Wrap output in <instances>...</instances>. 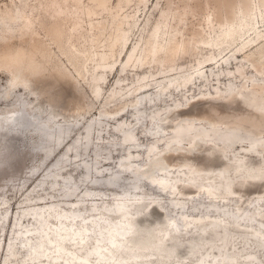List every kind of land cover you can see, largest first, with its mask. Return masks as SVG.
<instances>
[{
	"label": "rangeland",
	"instance_id": "1",
	"mask_svg": "<svg viewBox=\"0 0 264 264\" xmlns=\"http://www.w3.org/2000/svg\"><path fill=\"white\" fill-rule=\"evenodd\" d=\"M12 1L0 0V14L6 6L16 9ZM14 1L19 3V0ZM84 1L88 2V0ZM226 1L111 0L113 10L110 13L100 9L101 14L92 17L95 23L104 22L102 25H107L99 35L93 36L92 31L75 30L72 36V42L78 50L89 49L90 53L103 52L106 49L103 46L108 44L107 40L111 32H114L110 24L115 13L123 8L124 13L131 16L133 27L129 33L128 49L121 53L120 47H115V56L109 59L116 63L115 67L105 73V82L100 81V97L97 99L93 95V76L100 70L95 67V63L88 62L87 72L79 75L75 71L58 44L47 35L51 23L50 14L52 12L50 10L42 9L41 20L45 23V28L37 21L39 19L37 13L29 14L34 23L28 27H24L23 23L16 18L17 13L13 14L15 20L6 18V21H3L0 15V58L6 54L25 52L39 64L36 70H30L28 73L31 88L29 91L19 87L10 89L13 78L9 71L13 70V67H0V155L10 151H15L19 155V159L17 158L19 162L9 157L8 170L0 174V186L4 185L0 194L8 201L5 207H0V218H2L0 221L2 230L0 232V264L5 257L4 248L15 234V230L21 232V234H15L17 239L12 242L19 252L18 259L23 260L21 264H34L26 255V247L28 248L30 244L36 245L39 241L38 237L45 233L44 229L47 227L43 229L36 222L37 218H41L39 213L42 211L39 206L35 208L31 204L44 203L46 205V203L57 202L59 210L73 206L81 218L91 219L105 208L114 209L115 206L112 203L115 199L124 197L127 192H129L128 198L136 203L129 209V217L138 220L137 229L140 231H136L137 235L143 238L145 236L143 230L147 228L151 229L154 234L150 249H144L143 244L133 245L135 253L145 256L140 260V264H251L248 262L251 259V254L255 256L252 259H256L258 264H264L263 242L250 234L253 229L241 226V230L237 231L229 221L222 220L233 213L238 216L244 212L252 214L250 209L255 204L264 203V161L258 157L245 155L243 146H248L250 140L242 139L227 152H224L218 145L204 144L200 140L196 141L195 149L188 147L189 143L186 140L183 149L163 150L164 142L161 141L159 143L161 150L158 154L160 166L189 164L186 166L187 168H181V170L185 169L187 174L184 171L179 172L178 167L173 168L169 174L175 177L173 180L176 184L175 192L177 191V193L175 194H162L145 180L140 182L139 189L133 191L131 189L132 176L125 172L120 175L115 184L107 185L109 178L107 173L116 172V162L126 151L120 145V135L123 133L115 130L114 126L115 123L120 125L119 121L114 118L110 119L111 116L101 115V113L119 112L125 105H127V112L120 111L116 116L120 121L131 123L135 119V115L128 112V109L135 107H142L135 112L140 117L144 116L139 124L134 122L131 125L138 137V149L140 150V154L136 153L135 157L131 158L136 166L145 163L147 159L145 151L149 145L155 143L154 136L158 138L163 135L168 138L172 136L173 120H177V118L189 119L197 123H208L207 125L216 123L220 125L223 132L227 128L239 127L242 129L238 131L239 134L241 136L249 134V139L264 136V75H259L253 67L264 64V57L258 61L255 60L260 54L259 45L252 44L246 50L247 53H241L238 49L242 45L240 41L226 51L223 58L217 57L219 60L217 65L200 69L205 78H197L200 75L197 72L200 68L198 62L214 56L211 50L215 49V47L196 43L204 38V30L209 31L208 26L204 27V19L209 15L211 18L212 16L215 19L218 16L220 18L225 12L224 2L226 4ZM232 1L238 3L240 0ZM242 1L247 2V0ZM250 1L258 4L262 0ZM233 11H237V9H233ZM168 12H170L169 18L172 22L166 29L169 32L168 38L175 37L177 42L184 43L189 47L196 43L197 48L178 54L174 63L164 61L166 54L162 52L154 59H149L150 64H145L141 68L125 67V63L122 62L127 60L128 50L135 44H139V49L144 48L149 31L161 16ZM179 16H182V21H179ZM84 21V26L89 29V18L85 17ZM76 22L78 20L73 19L68 24L74 27ZM257 30L264 31V25L261 24ZM92 39L95 41L92 42ZM138 51L140 52V50ZM215 53L218 52L215 50ZM247 56H249L248 59ZM243 63H246L247 78L245 79L244 76L238 77L237 66ZM192 75H194V84L189 83L186 88L178 86L177 82H182L183 77ZM143 76L149 77L151 85L147 90L150 91L148 94L138 95L140 92L135 93L133 90L143 83L142 80H139ZM229 77L232 79L228 80ZM163 86L168 87L167 95L162 94L164 91L161 87ZM117 87L123 89L117 90ZM181 89L183 90L181 91ZM129 90L131 93L127 95ZM4 91L8 94L7 96H4ZM169 91L171 92L169 93ZM116 95L118 96L116 97ZM158 97H162V99L154 103L153 106L146 102L141 103ZM107 101L110 103L106 104ZM175 103L178 107H171V104ZM24 104L29 107L27 112L22 110ZM169 109H171L170 114L167 115L169 120H161V126L152 130L153 125H149L148 122L151 114L156 116L157 113ZM15 112L28 117L30 128L9 131L14 123ZM88 121H93L89 139L83 135V127ZM41 124H45L54 135L58 128L63 130L70 128L71 135L65 143L74 138L78 139V148L69 150L64 160L56 167H53L52 164L64 154V148L59 146L54 149L55 142L45 140V137L36 131V127ZM157 131L158 134L153 135ZM88 140L89 143H87ZM214 143L218 142L214 141ZM50 147L53 148V152L47 154V149ZM163 156L168 162L164 161ZM84 166H88L90 169L86 176L84 175ZM143 168H141L143 175H158L160 173L152 164ZM24 169H36L37 174L33 178L25 179L21 174ZM98 169L102 171L99 177L96 174ZM220 170L226 175V182L216 175ZM19 173L20 177H18ZM193 173L198 179L195 181V186L187 188L185 182L180 180V176L189 179ZM42 174L46 175L45 182L36 186L35 181ZM55 182L58 184L53 186ZM196 185L208 186L212 191L211 195L207 197L205 195L207 190H198ZM225 185H230L233 193L228 198L222 199L221 191L225 190ZM28 190H32L30 198L23 203ZM67 191L71 193L69 196L66 195ZM87 191L90 196L84 198L83 192ZM40 197L43 198L40 199ZM73 200L78 202L71 204ZM153 201L161 206L157 208L154 203L149 204L147 212L150 214L146 216L144 214L146 206ZM173 201L179 204L176 207L170 206ZM94 205L97 206V210H93ZM20 207H27V209ZM6 208H8V213H5ZM183 213L187 215V220L206 215L197 224L201 226L215 221L222 222L227 226L229 233L226 234L219 228L210 227L204 234V238L198 239L196 235L201 230L194 226L188 228L182 226L179 219ZM3 214L7 215L4 217ZM16 214L17 220H15ZM97 218L100 219L102 225L113 229L119 228L121 224L118 215L113 213ZM171 218L176 219L179 223V232L173 235L172 241L166 242L170 231L166 232L165 225ZM258 218L261 221L254 222V225L262 226L264 218ZM49 220L53 221L54 218L51 217ZM16 223L18 224L15 225ZM50 225L54 229V225ZM82 227L83 225L78 224L74 229ZM24 231L25 234H23ZM210 231L215 235H211ZM98 233L99 228L89 226L88 238L85 241L86 247L81 251L78 250L80 254L87 253L94 247V244L97 243ZM53 234L51 232V236ZM27 236L32 239L27 240L28 245L25 246L22 240H26ZM173 241H177L180 245V250L177 253L171 250ZM73 243L67 241L70 252L77 250V245ZM191 243L195 247V253L187 254L184 249ZM49 246L51 245L49 244ZM51 251L48 249L46 253L52 258L54 254ZM167 253L169 257L164 256ZM223 255L229 256L224 260L225 263L220 262ZM126 257L127 254H123L122 258L126 260ZM11 259L13 258L11 257ZM90 259L95 262L92 255H90ZM127 261H125L126 264H131V261L129 263ZM203 261H207V263Z\"/></svg>",
	"mask_w": 264,
	"mask_h": 264
},
{
	"label": "bare ground",
	"instance_id": "2",
	"mask_svg": "<svg viewBox=\"0 0 264 264\" xmlns=\"http://www.w3.org/2000/svg\"><path fill=\"white\" fill-rule=\"evenodd\" d=\"M110 1L111 0H88V2L84 0H19V3H17L16 1L13 0L12 4L14 5V7H16V9L6 6L5 10H1L2 14L0 15L3 21H6V18L10 20H15V16L13 14L17 13L18 16L16 18H18L23 23L24 27H28V26H32L34 23L29 17V14L32 13V15H35V13H37L39 15V19H37V21H39L41 26L44 27L45 23L41 20L42 9L50 10L52 12L50 14L51 23L48 28L47 35L51 38L52 41L58 44V47L65 55L67 61L74 67L75 71L79 75L87 72L88 62L95 63V67L98 70H100L98 74H94L93 76V82H94L93 95L94 98L97 99L100 97V90H101L99 85L100 81H102V83L105 82L106 80L105 73L108 70H113V68L115 67L116 63L109 60L110 58L115 56L116 53L115 47L119 46L121 53L124 50L128 49L127 45L130 40L129 33L133 27V22H131L130 20L131 16L124 13L123 8H120L115 13L112 23L110 24L111 27L114 29V32H111L110 37L107 40L108 44L106 46H103L108 51L106 49H104L103 52L96 51L94 53H90L89 49L85 51H80L73 44L72 36L75 30L92 31L93 36L99 35L100 32L107 27V25L103 26L102 24H104V22L95 23L92 17L100 15L101 14L99 12L100 9H103L108 13H110L113 10ZM224 6H225V10H224L225 12L220 18L219 16L216 19L213 18V16L211 18V16L209 15L204 19V27L208 26L209 31L206 32L204 30V38L200 40V42L197 41L196 43L197 44L201 43L203 46H207V47H215V49L212 48L211 50L214 56L204 61L200 60L198 62V67L200 68H198L197 72L198 74L200 73V75H198V77L196 76L197 78H201V79L205 78V76L202 75V71L200 69L204 67H214L215 65H217L219 61L217 57L221 56V58H223V54L226 51H228L232 46L239 43L240 41L242 45L238 49L241 53H247L246 50L249 48V46H251L252 44L254 45L257 44L259 45L258 51H260L259 52L260 54L256 57L255 60L258 61L260 58L264 57V31L257 30V28H260L261 24L264 25V0H262L258 4L253 3L250 0H247V2H243L242 0H240L238 3H235L232 0H227L226 4L224 2ZM233 9H237V11H233ZM169 16H170V12L164 13L161 16L160 20L155 24V26L152 27L151 31H149L148 39L145 42L144 48L139 49V44H135L134 46L131 47V49L128 50V53L126 55L127 60L122 62L125 63L126 65L125 67L141 68L145 64H150L148 62L149 59H154L159 53L162 52H165L166 54L164 61H172L174 63L175 58L177 57L178 54H181L184 51H189L197 48L196 43L192 47H189L184 43L177 42L175 37L168 38L169 32H167L166 29L169 28V26L172 24ZM85 17L89 18L88 21L89 29H86V27L84 26ZM73 19L78 20V22H76L75 24L76 26L74 27L68 24ZM179 21H182V16H179ZM252 35L254 36L252 37ZM94 41L95 40L92 39V42ZM138 50H140V52ZM215 50L218 52L217 54L215 53ZM95 57L97 58L95 59ZM248 57L249 56H247L246 58L248 59ZM38 65L39 64L35 61V59L32 56L27 55V53L25 52H18L16 54H6L4 57L0 58V67H7V68L13 67V70L9 71L11 77L13 78V80L11 79L12 82L10 89H15L16 87H19L26 91L31 90L29 86L30 81L28 78V73L30 70L31 71L34 69L36 70ZM253 67H255V71L258 72L259 75H264V64L259 65L258 67L256 66ZM237 68L239 72L238 77L244 76V79L247 78L246 63L237 66ZM193 77L194 75L189 77H183L182 82L180 81L177 82L179 83L178 86L180 87L183 86L186 88L188 87L189 83L194 84L195 81ZM230 79H232V77L228 78V80ZM139 80H142L143 83H141L137 88H134L133 91L135 93L140 92L138 95L148 94L150 90H147V88H149V86L151 85L149 77L143 76L140 77ZM161 88H163L164 91L162 94L167 95L168 93L166 91L168 87L163 86ZM122 89H123L122 87L121 88L117 87V90H122ZM182 90L183 89H181V91ZM170 92L171 91H169V93ZM130 93L131 92L129 90L127 95H129ZM7 95L8 94H6L5 92L4 96ZM118 95H116V97ZM162 97L160 98L158 97L156 99H150L148 101H142L141 103L144 104L146 102L153 106L154 103L160 101ZM109 103L110 101L106 102V104ZM171 107H178V105L177 103L171 104ZM28 109L29 107L24 104L22 110L27 112ZM140 109H142V107H135L134 109H128V112L130 111L133 113V115H135V119L132 120L131 123H128V121L126 122L120 121L119 117H116L120 111L125 110V113L127 112L126 111L127 105H125L124 108L119 110V112L101 113V115L102 114L108 115L111 116L110 119L114 118L119 121L118 123L120 125L115 123L114 126H115V130L123 133V135H120L121 138L120 145H122V147H124V150L126 151L125 154L119 157V160L116 162V166H115L116 172L112 174L107 173V175L109 176L107 180L108 186L115 184L116 180L120 177V175L125 172L131 174L132 176L133 184L131 189L133 191L139 189L140 182L142 180H145L146 183H148L156 191L162 194L177 193V191L175 192L176 184L173 182L175 177L170 176L169 174L173 171L172 169L176 167L179 168V172L184 171V173H186V170L185 169L181 170V168H187L186 166H188L189 164L184 163L181 165L178 164L169 165L168 167L160 166V158H158L159 157L158 154L160 153L161 150V147L159 145L161 141L164 142L163 150L166 149L169 150L173 148L180 149L184 146L183 144L186 140H188L189 143L187 146L195 149L197 145L195 144L197 143L196 141L200 140L204 144L208 143V144L218 145L224 150V152H227L230 149H232L233 146L236 143L240 142L242 139L250 140V144L248 146H243L245 155L258 157L264 161V136H258L257 138L254 137L249 139L250 138L249 134H247L246 136H241L239 134L238 131L242 130L239 127L227 128V130L223 132V129L220 127V125L216 123H211L210 125H207L208 123L207 124L203 122L197 123L189 119L177 118V120L176 119L173 120L174 122L172 126L173 127L172 136L170 138L164 135L159 138L154 136L153 139L155 140V143L149 145L145 151V154L147 156L145 163L142 164L141 166L140 165L136 166L134 165L131 158L132 156L134 158L136 153L140 154V150L138 149L139 147L137 141L138 137L135 133V130L131 128V125L134 122L135 124H139L142 121V118H144V116L141 115L140 117L135 112V110L139 111ZM170 111L171 109L166 110L165 112L162 113L156 112L157 113L156 116H152L151 114L150 119H148L149 125H153V128L151 129L156 130V127L161 126L160 125L161 120H165V121L169 120L167 119L168 118L167 115L170 114ZM15 114L16 116L14 119V123L9 129L10 132H13L15 130H21L28 127L30 128L31 125L26 115H20L18 114V112H15ZM161 117H165V118H161ZM92 125H93V121H88L83 127L84 130L83 135L87 139H89L90 137ZM36 131L42 134L45 137V140L50 142L54 141L55 142L54 149H56L59 146L60 148H64V154L61 157H59L57 160H55V162L52 164L53 167H56L62 160H64V157L69 150H74L78 148L77 138H74L73 140H70L68 143H65L66 140L71 135L70 128H67V130L58 128L56 135H54L49 130V128L45 126V124H41L36 127ZM156 134H158V131L155 132L153 135ZM149 138L151 139V137ZM214 141H217L218 143H214ZM87 143H89V140ZM52 152H53V148L50 147L47 149V154H51ZM9 157L19 162L18 160L19 155L18 153H15V151H10L7 154H1L0 174L1 172H6L8 170ZM163 159L164 161L168 162V160L164 156ZM148 164H152V166L156 168V170L160 173L158 175H148V174L143 175L141 172L142 171L141 168L147 166ZM89 171H90L89 167L84 166L85 176L88 174ZM101 172L102 171L98 169L96 173L98 177L100 176ZM21 174H23L25 179L33 178L36 176L37 170L24 169L21 172ZM216 175L222 181L224 180L226 182L227 177L222 170L218 171ZM18 177H20V173L18 174ZM45 177L46 175L44 174L39 176L38 179L35 181L36 186L42 185L45 182ZM197 179L198 177L194 175V173L193 176L189 177V179H184L182 178V176H180V180L185 182L187 188H192ZM57 184L58 183L55 182L53 186H56ZM229 186L227 185L226 187H224L225 190L221 191L222 199L228 198V196L233 193V190ZM3 187L4 185L0 186V192H2ZM197 189L201 191L206 189L207 193H205V195H207V197H209V195H211L212 193L211 189H209L208 186L198 185ZM31 191L32 190H28V192L25 194L23 203L29 200ZM133 191L131 192L133 193ZM70 194L71 193L69 191L66 192L67 196H69ZM125 194L126 195L124 197L115 199L114 203H112V205L115 206L114 209L105 208V210H103L99 214L94 215V218L91 219H88L86 217L81 218V215L77 213L76 208L73 206H70L69 208H65V210L64 209L59 210L58 209L59 205L57 202H52L51 204L46 203V205L44 203L31 204V206H34L35 208L39 206V208L42 211L41 213H39L41 218H37L36 222L39 223L40 226L43 227V229L45 227L47 228L44 229L45 233L40 237H38L39 241L37 242L36 245L30 244L28 248L26 247V251H25L26 255L30 257V260L33 261L34 264H41V262H43V264H104L107 262H109L110 264L112 263L126 264L125 263L126 260H128L127 261L128 263L129 261H131V264H140L141 263L140 260H142V258H144L145 256L138 255L137 253H135L133 245L143 244L144 249H150L154 240V234L151 229L147 228L143 230L145 231V236L143 238H140L139 235H137L136 231H140L137 229L138 220L129 217L130 216L129 209L132 206H135L136 203L132 202V199L128 198L129 192ZM87 196H90L89 191L85 193L83 192V197L86 198ZM42 198L43 197H40V199ZM77 202L78 201L73 200L71 204H76ZM7 203L8 201L4 198L2 194H0V207H5ZM153 203L157 208L161 206L159 203H156L155 201L148 203L144 211V214L146 216L150 214L149 212H147V208L149 207L148 205ZM177 204L179 203L173 201L170 203V206L176 207ZM20 208L27 209V207H20ZM50 209H53V211H50ZM93 210H97V206L94 205ZM250 210H252L250 211L253 212L252 214H250L249 212H244L240 216H238V214L236 213H233L227 215L228 216L227 218H222L221 216L218 217L222 218V220L229 221V223L232 224L234 226V229H236L237 231L241 230L240 228L241 226L253 229L251 230L250 234L255 238L261 239L263 242L262 246L264 247V224H261L262 226H259L257 224L254 225V222L261 221V219H259L258 217L264 218V203L263 204L259 203L258 205L255 204L253 208ZM5 213H8V208H6ZM110 213L118 215V219L121 223L119 228L113 229L112 227H109L107 225H102L100 219L97 218L103 215H109ZM17 214L15 220L18 219ZM6 215L7 214H3L4 217ZM51 217L54 218L53 221L49 220V218ZM205 217L206 215H201L191 220H187V215L183 213L182 217L179 220L181 221L182 226L186 228L194 226L198 230H201V232H197L196 238L198 239H203L204 234L208 232V228L210 227L214 229L219 228L221 229V231L226 232V234L229 233L227 230V226L224 225L222 222L215 221V222L207 223V225L202 224L201 226L197 224L199 220ZM1 220L2 218H0V221ZM17 224L18 223H16L15 225ZM50 224L54 225V229ZM78 224L83 225V227L74 229V227ZM89 226L99 228L97 243H95L94 247L91 248L90 251H88L87 253L80 254L78 250L81 251L86 247L85 241L88 238L87 232ZM165 226H166V232L170 231L169 237L166 239V242H170L173 239V235H176L179 232V223L177 222L176 219L171 218L168 219ZM1 231L2 230L0 229V232ZM14 232L15 234H21V232L18 230H15ZM51 232L54 233L53 236H51ZM211 232L212 231H210L209 233ZM15 234H13V237L10 238L9 242H7L4 248L5 257L1 262L2 264H9L10 262L11 264H21V262H23V260L18 259L19 252L15 249L12 243L15 242V240L17 239ZM23 234H25V231L23 232ZM211 235H215V234L211 233ZM31 239L32 237L27 236L26 240L23 239L22 242L25 244V246H27L28 245L27 240H31ZM67 241L74 242L73 244L77 245V250L75 252L68 251ZM49 244L51 246H49ZM48 249L52 250L51 253L54 254L52 258L50 255L46 253ZM171 250L172 252L175 253H177L178 250H180V245L178 244L177 241L172 242ZM184 251H186L187 254H194L195 247L191 243L189 246H187L184 249ZM123 254H127L126 260L125 258H122ZM90 255H92L95 262L91 261ZM164 256L169 257V254L167 253ZM11 257L13 259H11ZM228 257L229 256L227 255H223L222 258L220 259V262L225 263L224 260ZM252 257L255 256L251 254L250 255L251 259L248 262L251 264H258L256 262V259H252ZM203 262L207 263V261H203Z\"/></svg>",
	"mask_w": 264,
	"mask_h": 264
}]
</instances>
